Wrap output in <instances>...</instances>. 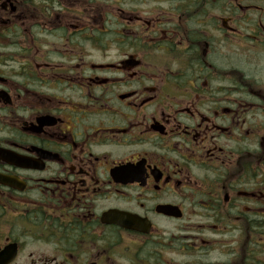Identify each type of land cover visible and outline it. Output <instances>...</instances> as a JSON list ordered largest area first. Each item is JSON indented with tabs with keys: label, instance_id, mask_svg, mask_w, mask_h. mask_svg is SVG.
<instances>
[{
	"label": "flooded vegetation",
	"instance_id": "obj_1",
	"mask_svg": "<svg viewBox=\"0 0 264 264\" xmlns=\"http://www.w3.org/2000/svg\"><path fill=\"white\" fill-rule=\"evenodd\" d=\"M0 264H264V0H0Z\"/></svg>",
	"mask_w": 264,
	"mask_h": 264
}]
</instances>
